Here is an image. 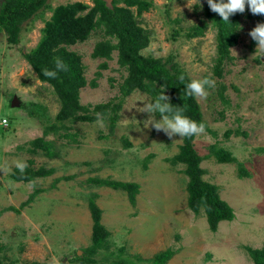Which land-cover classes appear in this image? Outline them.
I'll return each mask as SVG.
<instances>
[{"label":"rangeland","instance_id":"374dc122","mask_svg":"<svg viewBox=\"0 0 264 264\" xmlns=\"http://www.w3.org/2000/svg\"><path fill=\"white\" fill-rule=\"evenodd\" d=\"M113 1L124 7L121 0L109 4ZM144 1L149 10L139 22L149 34V44L140 55L163 62L170 57L191 79L215 81V88L206 87V99L196 98L207 130L195 136L193 146L200 157L207 158L210 147L215 146L235 158V163L218 164L210 157L200 164L203 180L218 187L220 198L233 209L234 220L219 223L211 233L203 210L198 215L188 210V178L181 173L185 166L174 167L165 160L177 155L182 137L169 138L147 127L152 114L139 112V108L150 103V98L139 91L124 100L112 129L106 119L104 128L97 121L66 122L67 130L43 136L46 127L59 126L55 117L60 105L52 88L37 79L23 54L39 43L51 9L77 2L89 8L93 5L91 0H51L43 18L23 26L16 45H9L0 32V209L18 208L34 190L41 191L19 213L0 216V264H81L74 255L81 257L90 245L92 221L87 201L93 194L102 212L100 223L109 233L107 248L92 258L94 264H111L119 254L123 259L139 256L145 261L167 249L175 254L166 264H252L244 247L261 248L264 53L248 35L257 22L248 17L247 5L244 13H238L237 43L229 48L230 59L216 77L215 30L207 27L200 36H187L189 29L205 19L206 0ZM131 9L136 11V7ZM102 39V32L96 30L86 41L68 47L81 57L86 82L96 79V88L80 90L82 106L117 102L118 87L126 76L113 51L107 70L96 77L104 60L93 59L91 53ZM13 98L16 105L11 107ZM3 119L6 126L1 125ZM62 134L71 136L60 137ZM41 137L52 143L55 158H47L40 150L30 151V143ZM18 161L26 168L53 169L54 173L32 183L14 182L10 175L19 170L15 166ZM239 166L247 177L238 176ZM94 178L137 184L135 205L130 204L126 192L88 181ZM56 179L60 180L56 183Z\"/></svg>","mask_w":264,"mask_h":264},{"label":"trees","instance_id":"16d2710c","mask_svg":"<svg viewBox=\"0 0 264 264\" xmlns=\"http://www.w3.org/2000/svg\"><path fill=\"white\" fill-rule=\"evenodd\" d=\"M1 1L0 32L7 36V43L13 46L18 43L23 26L43 18L45 11L50 9L49 2L51 0ZM91 1L93 5L90 8L77 2L51 9V16L44 22L39 43L34 49L23 54L24 60L31 67L37 79L52 88L60 105L55 117L59 126L52 124L46 127L43 136L49 135V133L56 135L60 130H67L66 122L93 123L98 120L97 114L100 118L108 120L112 129L124 100L134 91L147 95L150 98V103L154 102L163 91V94L169 97L168 103L174 110L181 108L183 116L197 124L203 123L196 97L185 95L186 85L192 80L187 73L177 63L171 61L170 57L163 62L161 59L140 55V51L149 44V34L140 27L139 18L143 12L149 10V3L144 0H121L124 7L117 5L119 1H113L109 7L105 0ZM132 7H136V11H133ZM202 15L205 19L200 20V25L189 29L187 36L190 38L200 36L207 27L215 30L217 57L213 75L220 77L223 65L230 59L229 48L234 46L238 40L239 15L236 13L230 16L227 22L223 21L209 9L207 3L203 8ZM248 17L254 18L257 24L264 23V16L251 14ZM96 30L102 32L103 39L95 44L91 57L104 60L98 65L96 77L101 76V70H107V62L112 59L113 51L117 52L118 65L125 71L126 76L118 87L117 102L96 105L91 108L80 105L79 92L86 86L92 89L96 88V79L89 83L86 82L83 76L84 66L81 57L77 53L69 51L68 47L86 41ZM252 44L255 45L256 42L252 40ZM57 58L68 66V71L58 72L54 79L45 77L43 70H54V61ZM181 75L184 76L183 82L179 80ZM33 106L40 108L37 104ZM155 116L160 117L159 113H156ZM203 124L205 125V123ZM205 129L207 130V127ZM59 136L69 138L71 135L62 134ZM194 138L195 136L182 137V144L179 146L177 155L165 160L174 167L179 164L185 166L181 173L188 178L186 184L187 208L195 215L203 210L208 230L215 233L219 223L232 222L235 215L233 209L220 198L218 187L203 180L204 170L201 169L200 164L202 160L210 157L218 164L235 163L236 160L228 151L215 146L210 147L207 158L200 157L193 146ZM30 145L33 147L31 152L40 150L49 159L56 156L52 143L44 140L43 137L35 139ZM238 170L240 178L247 177L245 169L239 166ZM53 173V169L44 168H25L23 172L16 169L10 175V179L14 182L32 183L36 178L49 177ZM59 180L56 179L55 182L57 183ZM88 181L97 186L126 192L130 204L135 205L139 189L137 184L98 178ZM40 192V190H34L26 201L20 203L18 208L9 206L0 209V216L6 212L19 213L20 210L30 205ZM96 198L97 196L93 194L87 201L92 221L90 245L82 251L81 257L77 254L74 255L81 264H94L92 258L100 250L107 248L109 233L100 223L102 212L95 202ZM244 250L252 264H264V241L260 249L244 247ZM174 254V251L167 249L145 261L139 256L123 259L119 254L116 255L115 262L111 264H135L133 258L144 262V264H166Z\"/></svg>","mask_w":264,"mask_h":264},{"label":"clouds","instance_id":"9594fccd","mask_svg":"<svg viewBox=\"0 0 264 264\" xmlns=\"http://www.w3.org/2000/svg\"><path fill=\"white\" fill-rule=\"evenodd\" d=\"M209 9L217 14L221 20L228 21L229 17L236 13H244L245 6L247 5L249 11L253 15L264 16V0H206ZM250 38L256 42L257 49L261 53H264V23H258L249 33ZM55 69H44L43 75L48 78H56L57 73L61 71H68V66L59 58L55 61ZM181 82L184 81V76L179 77ZM206 87L215 88V81L210 78L204 79H192L186 85L185 95L188 97H196L200 100H204L208 96ZM169 97L161 94L152 103L144 104L142 108H139V112L152 114L146 120L147 127L150 125L153 129L160 132L162 131L169 138L173 136L179 137H193L200 136L205 131V125L203 123L197 124L195 121L183 116L181 112L183 109L173 107L168 103ZM159 113L160 119L155 118V114ZM97 123L101 128H104V121L97 114ZM123 120L122 122H126ZM21 172L27 167L23 162H17L15 165ZM120 243L119 239L116 241Z\"/></svg>","mask_w":264,"mask_h":264},{"label":"water","instance_id":"95a60500","mask_svg":"<svg viewBox=\"0 0 264 264\" xmlns=\"http://www.w3.org/2000/svg\"><path fill=\"white\" fill-rule=\"evenodd\" d=\"M107 6H111L109 3H110V0H105ZM16 105V99L13 98L12 101H11V107H14Z\"/></svg>","mask_w":264,"mask_h":264},{"label":"built area","instance_id":"2783aa9c","mask_svg":"<svg viewBox=\"0 0 264 264\" xmlns=\"http://www.w3.org/2000/svg\"><path fill=\"white\" fill-rule=\"evenodd\" d=\"M2 122H3V124L1 123V125H2V126H6V120L3 119Z\"/></svg>","mask_w":264,"mask_h":264}]
</instances>
